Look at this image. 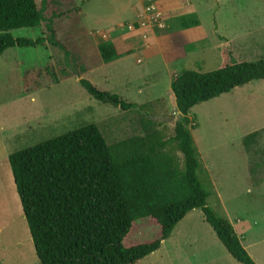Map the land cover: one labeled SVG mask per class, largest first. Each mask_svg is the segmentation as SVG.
<instances>
[{
  "label": "rangeland",
  "instance_id": "374dc122",
  "mask_svg": "<svg viewBox=\"0 0 264 264\" xmlns=\"http://www.w3.org/2000/svg\"><path fill=\"white\" fill-rule=\"evenodd\" d=\"M36 2L40 9L44 7L39 26L11 34L30 40L41 37L45 45L14 47L0 55V248H7L0 251V259L6 264H26L36 258L8 162L10 154L88 125L99 129L108 146L144 136L149 121L153 123L151 130L168 140L174 137L175 124L182 118L172 99V70L176 74L215 71L220 66L221 48H228L236 62L264 58V0ZM174 8L177 10L172 11ZM183 13L194 14L199 20L196 32L202 38L181 51L177 66L168 67L161 54L146 59L143 54L131 53L123 57V63L107 67L102 62L100 44L121 35L133 39L140 30L144 40L147 34L153 38L179 34L183 30L175 19ZM50 27L63 50L49 44ZM177 37L176 43L182 42V36ZM81 79L120 99L140 91L138 98L143 105L122 111L99 103L80 85ZM167 116L175 121L159 122ZM189 120L202 166L199 177L211 184L207 206L218 216L229 217L237 235L245 239L250 257L256 264H264V81L195 106ZM254 132L258 137L247 149L243 140ZM177 157L181 163V154ZM200 212L196 209L186 216L157 252L136 264H180V259L183 264L225 261V249L209 225L201 221ZM188 218L199 222L190 224ZM155 230L148 227L134 239L151 241Z\"/></svg>",
  "mask_w": 264,
  "mask_h": 264
},
{
  "label": "trees",
  "instance_id": "16d2710c",
  "mask_svg": "<svg viewBox=\"0 0 264 264\" xmlns=\"http://www.w3.org/2000/svg\"><path fill=\"white\" fill-rule=\"evenodd\" d=\"M43 11L36 0H0V55L14 47L45 45L41 37L30 40L11 34L38 27ZM175 21L182 30L200 26L194 14ZM49 33V44L63 50L52 27ZM98 51L104 64L132 53L120 39L100 44ZM220 60L215 71L184 70L172 76L170 89L182 118L168 140L152 131L149 121L144 136L108 146L99 129L88 125L8 156L40 264H136L157 252L178 223L196 209L235 261L256 264L229 220L207 206L211 184L199 177L202 166L188 126L195 106L264 81V58L236 62L228 48H221ZM79 83L99 103L122 111L139 107L97 90L84 79ZM258 134L246 136L244 147L254 144ZM148 227L156 229L154 239L142 243L134 239Z\"/></svg>",
  "mask_w": 264,
  "mask_h": 264
},
{
  "label": "crops",
  "instance_id": "0c3cea01",
  "mask_svg": "<svg viewBox=\"0 0 264 264\" xmlns=\"http://www.w3.org/2000/svg\"><path fill=\"white\" fill-rule=\"evenodd\" d=\"M141 4L142 3H140V5ZM176 10L177 9L174 8L172 11H176ZM183 15H185V13H183ZM180 16H182V15H180ZM200 26H201V23H200ZM200 26L195 27V28H191V29H187V30H183L179 34L178 33H175V34L173 33V34L165 35V36H162V37H159V38H157L156 36L153 38L152 36L147 34L148 38L145 39V40H144V38L142 36V33L140 34V31H142V30H140L139 33L137 34V36H135V38H133V39L131 37H129V36L124 37L123 35H121L119 37V39L125 44V46L129 50L132 51L133 54H136V55L143 54L146 59L150 58L153 55L161 54L162 58L164 59L166 65L168 67H170L171 65L177 66V63H179L180 60H181V58H179L181 51L186 49V48H188V47H191L192 45H194L195 43L200 41V39L202 38V36H199L198 32H196L200 28ZM179 35L182 36V42L176 43V40L178 38L177 36H179ZM153 39H155L156 41L153 40ZM134 41H136L135 42V46H134ZM132 44H133V46H131ZM127 57H130V55H128ZM127 57H125V58H127ZM125 58H121L119 60L113 61V62L108 63V64H104V65L107 67V66H111L113 63H118V62L119 63H123L121 61H123V59H125ZM174 74H176V73L172 70L171 71V76H173ZM170 82H171V79H170ZM139 93H140V91H138L137 94H134V93L126 94L122 98L128 104L141 106L143 104L141 103V99L138 98V94ZM172 99L175 102L174 96H173ZM193 211H196V210H193ZM193 211L190 212L188 215H192ZM200 215L202 216L201 221L203 223H206L202 212H200ZM223 218H226V219L229 220V222L231 223V225H232V227L234 228V231H235V225L232 223V221L229 219V217L228 216H223ZM188 219H190L189 220L190 224H191V222H199V221H196L193 218H188ZM210 229L212 230L211 227H210ZM208 231L210 233L209 234V238L213 241L214 244H216V240H215L214 236L211 234L210 230H208ZM182 233H183V229H181L179 231L180 235H182ZM235 233H236V231H235ZM236 235H237V233H236ZM237 236L241 240L243 247L247 250V248L244 246L245 239L242 237V235H237ZM196 237H200V236L196 235ZM162 245H163V243H162ZM1 247L2 248H0V251H6L7 250L6 246H1ZM222 247L224 248L223 245H222ZM223 251H224L225 261H224V259L223 260H212L209 264H239L237 261H235L228 254L226 249L223 250ZM0 264H6V263H4L2 261V259H0ZM26 264H40V263H39V261H38V259L36 257L35 260H30V262H27ZM180 264H183L181 259H180Z\"/></svg>",
  "mask_w": 264,
  "mask_h": 264
},
{
  "label": "water",
  "instance_id": "95a60500",
  "mask_svg": "<svg viewBox=\"0 0 264 264\" xmlns=\"http://www.w3.org/2000/svg\"><path fill=\"white\" fill-rule=\"evenodd\" d=\"M162 121L174 122L175 121V117H173V116H167V117H164V118H160L159 119V122H162Z\"/></svg>",
  "mask_w": 264,
  "mask_h": 264
}]
</instances>
